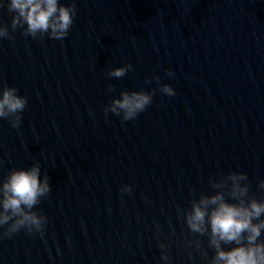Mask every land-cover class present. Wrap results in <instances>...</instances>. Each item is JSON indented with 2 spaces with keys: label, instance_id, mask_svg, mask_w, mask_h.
Instances as JSON below:
<instances>
[{
  "label": "clouds",
  "instance_id": "9594fccd",
  "mask_svg": "<svg viewBox=\"0 0 264 264\" xmlns=\"http://www.w3.org/2000/svg\"><path fill=\"white\" fill-rule=\"evenodd\" d=\"M6 7L13 13L10 25L13 28L22 25L24 32L32 37L47 33L52 38L62 39L67 36L75 15L74 3H61L60 0H7ZM7 35L8 26L0 24V38ZM130 68V64L115 66L109 69V75L119 78ZM166 71L171 74L170 70ZM159 91L170 96L175 94L169 83L160 84ZM152 98L151 91L122 90L119 97H113L105 106L104 112L111 111L124 121L132 120ZM26 102V96L19 94L14 85L4 84L0 88V118L14 117L9 124L17 128ZM227 179L231 181V195L235 201L226 200L221 192L201 197L186 213L188 228L197 233L210 230L209 245L215 248V254L209 264H264V241L258 240L264 230V200H244L248 192V185L240 183L246 179L244 172L230 171ZM258 187L264 188V179L258 181ZM50 188L48 175H41L37 163L26 168H12L7 173L0 181V239L11 238L21 229L43 235L47 217L35 210L34 205L50 192ZM122 190L129 192L130 185H124ZM222 241L234 242V245L222 248ZM159 247L163 249L165 245L161 243ZM161 260L167 264L168 256L164 252H161Z\"/></svg>",
  "mask_w": 264,
  "mask_h": 264
},
{
  "label": "water",
  "instance_id": "95a60500",
  "mask_svg": "<svg viewBox=\"0 0 264 264\" xmlns=\"http://www.w3.org/2000/svg\"><path fill=\"white\" fill-rule=\"evenodd\" d=\"M3 179L0 170V181ZM0 264H38L23 229L0 239Z\"/></svg>",
  "mask_w": 264,
  "mask_h": 264
}]
</instances>
